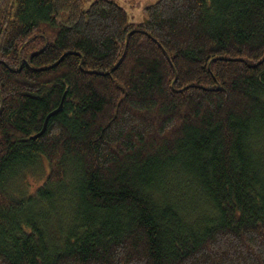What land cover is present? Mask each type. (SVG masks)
<instances>
[{"label": "trees", "instance_id": "obj_1", "mask_svg": "<svg viewBox=\"0 0 264 264\" xmlns=\"http://www.w3.org/2000/svg\"><path fill=\"white\" fill-rule=\"evenodd\" d=\"M85 1L0 0V264H264V0Z\"/></svg>", "mask_w": 264, "mask_h": 264}, {"label": "rangeland", "instance_id": "obj_2", "mask_svg": "<svg viewBox=\"0 0 264 264\" xmlns=\"http://www.w3.org/2000/svg\"><path fill=\"white\" fill-rule=\"evenodd\" d=\"M94 0H86L83 4V9H86ZM122 7L127 15L130 24L136 25L143 20L144 8L154 4L158 0H112Z\"/></svg>", "mask_w": 264, "mask_h": 264}, {"label": "water", "instance_id": "obj_3", "mask_svg": "<svg viewBox=\"0 0 264 264\" xmlns=\"http://www.w3.org/2000/svg\"><path fill=\"white\" fill-rule=\"evenodd\" d=\"M61 108V104L59 105V107L55 110V111H53V112H51L50 113V115H53L54 113H56L57 111H59V109ZM49 117V115L47 116V118ZM47 118H46V121H47ZM45 121V122H46ZM44 126H45V124H44ZM44 128V127H43Z\"/></svg>", "mask_w": 264, "mask_h": 264}]
</instances>
